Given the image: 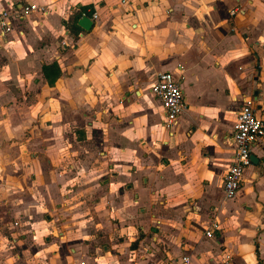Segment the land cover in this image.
Here are the masks:
<instances>
[{"label": "crops", "instance_id": "obj_1", "mask_svg": "<svg viewBox=\"0 0 264 264\" xmlns=\"http://www.w3.org/2000/svg\"><path fill=\"white\" fill-rule=\"evenodd\" d=\"M26 3L47 12L0 36V214L13 213L0 264H24L25 242L43 257L26 264H264V136L235 197L221 186L241 98L254 97L264 119V0H0V9ZM77 13L93 20L88 31L67 27ZM52 62L60 72L48 83L41 68ZM159 71L174 73L186 102L169 147L149 91ZM53 180L93 212L75 220L77 234L66 213L33 219L51 205ZM213 218L219 228L206 237ZM89 221L96 232L78 240Z\"/></svg>", "mask_w": 264, "mask_h": 264}, {"label": "built area", "instance_id": "obj_2", "mask_svg": "<svg viewBox=\"0 0 264 264\" xmlns=\"http://www.w3.org/2000/svg\"><path fill=\"white\" fill-rule=\"evenodd\" d=\"M118 3L125 5L128 0H118ZM235 8L230 13L235 12ZM45 14L47 6L26 3L19 7L11 6L0 9V36L10 31L17 20L28 17L33 13ZM95 17V13L91 15ZM65 42L62 41L61 45ZM180 80L170 71H159L155 74L150 84L149 91L154 98H157L163 109L162 126L166 133L172 134L177 125L180 114L186 108L185 96L180 85ZM254 97L244 96L236 112L235 122L229 138L234 145V152L231 160L226 166L222 176V192L224 199H232L242 184L243 170L250 163V154L255 142L264 136V119L257 116L254 107ZM16 227L17 221L13 222ZM219 228L218 221L213 218L203 227V234L211 237L214 231ZM183 262H188V257L182 258Z\"/></svg>", "mask_w": 264, "mask_h": 264}, {"label": "rangeland", "instance_id": "obj_3", "mask_svg": "<svg viewBox=\"0 0 264 264\" xmlns=\"http://www.w3.org/2000/svg\"><path fill=\"white\" fill-rule=\"evenodd\" d=\"M142 99L145 101V103L147 105H149V101H148L145 93L142 94ZM152 111L158 113V111H156V108H152ZM173 136H174L173 133L172 134L166 133L165 137L162 138L163 141H165V140L167 141L168 140L167 141V146L168 147L171 145V139L173 138ZM68 143H70V144L72 143V146H71L72 148L74 146H77L76 144H74L73 140H72V142L69 140ZM78 148L80 150L82 149L81 147H78ZM59 169H61V168H59ZM73 171H74V169H73ZM65 174L68 175V173H65ZM73 175H75L74 172H72V174H69L68 177H66V179H68L69 177H71ZM53 183H54L53 184L54 185V189L51 192V194L49 192H46V196L52 199L51 205H49V206L44 205V204L41 205L38 208L39 211H37V213H35L36 215H34L33 219H34V221L44 222L46 220V216H45L46 214L51 216L49 218V219H51L53 217H56V214H59V216L62 217L61 212L66 213L67 218H70L69 220H71V221H67V223H68V235L71 236V235H73V233H76L75 232L76 231V227L79 226L78 222H75V220L76 219L80 220L81 217H82V219H83V217L84 218L85 217H90L93 214V212L90 209L89 205L76 204L77 203V198L83 197L82 193L77 192V190L75 188H72V187L71 188H62L59 181L55 184V182L53 180ZM76 184L79 185L78 183H76ZM67 194H69L68 200L65 199ZM53 212H55V213H53ZM11 213L12 212L9 211L5 215H3V213L0 214V230L5 231L7 233H9V229H8L9 225H8V223L13 221V219L11 218L13 213L12 214ZM119 215L121 217L124 216V215H122V213H120ZM75 216L77 218H75ZM108 216H110V214ZM114 216H116V215H114ZM14 218H16L19 221V224H18L17 228H15V230L18 231V235H19L22 232V228H24L26 226V225H24V222H25L24 219L25 218H23L21 216V213H18L17 216H15ZM63 218H66V217H63ZM111 220H112V222L115 221L116 223H118V221H119L118 217H113V219H111ZM120 221L122 222L123 220H120ZM72 222H73V224H72ZM70 225H71V227H70L71 229H69ZM81 228L82 229H79V231H78V234H79L78 238H77L78 240H83V235H84L83 233L96 232V229H95L94 225L90 221H89V224H86L85 226H82ZM65 230H66V228H65ZM99 230H101V229H99ZM83 231H85V232H83ZM134 231H133V233H134ZM81 232H83V233H81ZM125 233L122 232V234H120L119 232H116V235H114L115 241H118V242L122 241L123 237L125 236L124 235ZM40 234L41 235L37 238V244H39V243L44 241L43 236H44V234H47V231L42 230V231H40ZM135 234H137V233L135 232ZM55 237H57V236H55ZM84 238H86V237H84ZM29 241H31V238H30ZM103 243H104V241H99V245H102ZM148 244H149V242H148ZM37 248L33 249L34 251L32 253V251H30L28 249V242H25L24 244L22 243L21 246L18 249V253H19L18 260H20L22 263L26 264L27 261H30V259H32V256H34L33 259L35 260V262H41V260L43 259L42 253H40V252L36 253L39 250V248L38 249ZM35 254H37V255H35ZM136 255L138 256V252H137Z\"/></svg>", "mask_w": 264, "mask_h": 264}, {"label": "trees", "instance_id": "obj_4", "mask_svg": "<svg viewBox=\"0 0 264 264\" xmlns=\"http://www.w3.org/2000/svg\"><path fill=\"white\" fill-rule=\"evenodd\" d=\"M83 12L86 14H91L92 9H85ZM79 15L80 13L71 15L70 19L66 22V25L71 32L77 33L79 31V27L76 25V19L79 17ZM41 69L48 83H52L60 72L59 66L56 62L42 65Z\"/></svg>", "mask_w": 264, "mask_h": 264}, {"label": "water", "instance_id": "obj_5", "mask_svg": "<svg viewBox=\"0 0 264 264\" xmlns=\"http://www.w3.org/2000/svg\"><path fill=\"white\" fill-rule=\"evenodd\" d=\"M92 23H93V20L86 14L80 15L76 20L77 26H79L81 29L85 31H88L91 28ZM250 160L252 162H255V158L253 154H250Z\"/></svg>", "mask_w": 264, "mask_h": 264}]
</instances>
